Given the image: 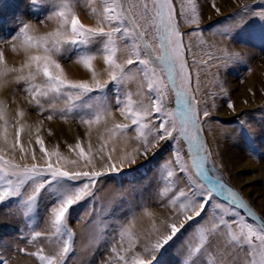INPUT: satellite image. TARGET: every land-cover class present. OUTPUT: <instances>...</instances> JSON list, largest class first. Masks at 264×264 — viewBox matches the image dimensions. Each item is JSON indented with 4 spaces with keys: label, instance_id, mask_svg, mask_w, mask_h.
<instances>
[{
    "label": "snow or ice",
    "instance_id": "snow-or-ice-1",
    "mask_svg": "<svg viewBox=\"0 0 264 264\" xmlns=\"http://www.w3.org/2000/svg\"><path fill=\"white\" fill-rule=\"evenodd\" d=\"M211 6L220 11L214 3ZM243 12L241 22L226 25L218 33L230 43L237 42V33L252 19L264 22V0L246 5ZM93 13L95 24L86 25L77 14L76 0H28L6 37L0 21V45H10L13 52L22 51L25 57L18 69L10 68L0 47V88L10 82L18 86L24 82L27 102L41 113L47 111L45 103L54 106L57 100L66 99L70 103L59 110L60 117L78 118L89 129L85 133L89 138L86 146L79 139L68 146L71 155L63 154L59 146L46 148L39 126L35 137L39 155L31 148V139L25 147L21 142L26 127L23 110L16 113L14 142L9 144L5 132V146L10 147L13 156L0 148V205L16 202L30 221L43 208L49 228L48 232L33 230L25 238L30 244L40 245L30 255L38 264H74L75 233L69 225L77 206L85 202L94 205L97 185L104 178L115 179L113 174L123 173L126 167L134 170L138 159L148 160L156 155L154 150L171 144L172 158L161 166L164 186L154 198L170 207L173 215L158 227L153 224L141 250H136L141 244L139 236L128 227L113 224L119 241L115 242L113 236L111 254L104 264H264V215H258L218 172L212 174L216 165L203 138V125L210 112L207 106L200 107L208 101L197 96L203 95L202 69L211 73L218 85L220 72H227L241 54L225 46L219 49L221 55L208 52L206 59L194 57L189 64L190 39L204 31L195 0H188V5L185 0H104L102 8L93 9ZM24 16L37 20L45 16L55 21V27L39 33L35 25L24 21ZM184 24L196 27L185 31ZM98 57L106 65L108 79H101L97 73L94 62ZM69 58L86 70L85 78L68 77L61 61ZM193 67H197L195 79ZM10 73L15 74L14 81L8 79ZM173 99L175 106L169 107ZM113 105L125 122L116 121ZM228 107L235 110L230 101ZM5 112V103L0 101V120L7 125ZM56 114L46 118L51 120ZM102 124L99 146L94 147L91 129ZM241 128L254 154L257 134L245 129L243 123ZM262 132L264 129L259 135ZM120 143L123 147L118 148ZM17 149L19 160L14 156ZM138 207L143 210L146 206ZM117 212L126 214L124 208L116 207L106 219ZM143 214L153 215L146 210ZM53 240L56 248L46 252L43 242ZM99 241L106 242L107 234H100ZM177 247L182 250L174 257L172 250ZM0 264L10 261L0 254ZM81 264H94V259Z\"/></svg>",
    "mask_w": 264,
    "mask_h": 264
},
{
    "label": "rangeland",
    "instance_id": "rangeland-1",
    "mask_svg": "<svg viewBox=\"0 0 264 264\" xmlns=\"http://www.w3.org/2000/svg\"><path fill=\"white\" fill-rule=\"evenodd\" d=\"M57 2H59V0H57ZM103 2L104 0H76V11L81 21L86 25L95 24L96 16L93 13V9L99 11L103 6ZM195 2L198 11L202 14L201 27L204 28V31L199 35L191 37L190 43L192 53L187 56L189 64L192 63L194 57L197 59H206L207 57L205 54L208 52L219 56L221 55L219 49L224 48L225 46L229 48V51L241 54L240 59L235 63H232L227 72H220L218 81L219 86L213 81L211 73L203 69L200 72V88L201 93L203 94L201 96L199 93L200 98L202 101H208L207 105L202 102L203 104L201 103L200 107L204 108L207 106L210 112V117L207 123L203 125V138L206 142L207 148L212 154L211 159L216 165V171L212 174L218 172L226 184L237 191L258 213V215H264V132L259 135V130L264 129V22H261L259 19H252L250 23L237 33V42L230 43L227 38L218 34L220 29L224 26L235 25L241 22L242 17L245 15L243 12L244 7L246 5H256L258 0H195ZM27 3L28 0H0V21L3 22L5 37L7 36L8 29L15 27L16 18L24 13L25 5ZM213 3L220 9L219 12H216L211 6ZM185 4L188 5V0H185ZM33 11H38V9H33ZM23 19L27 23L32 24L35 22L39 24V33L50 31L55 27V21L47 20L45 16H41L40 20H37L34 16H24ZM49 24L50 26L46 28ZM205 25H211V27L205 28ZM187 26L189 29L191 25L186 24V28ZM195 27V25H192L190 28ZM185 41L188 43L186 37ZM0 47L4 48L5 53L6 51H12L10 45H0ZM19 57L25 59L24 56ZM120 59L122 60L123 56H121ZM72 62H74V58L61 61V63L65 65V67L64 65L62 66L69 78H71V76H73L72 73L75 72V67H73ZM105 66L104 63H101L98 66L95 65L97 73L101 79H104L107 75ZM193 68H191V71L193 78L195 79L197 67ZM26 71L27 70H25V72ZM215 71L216 69L213 68L212 72ZM37 82L39 83V80ZM16 86L19 90L14 93L18 98V100L16 99L18 103H15L17 104L15 109L24 111V108L28 106L25 111L30 108L28 110L29 113L37 114V116L32 115L27 118V122L22 120V122L26 123L28 127L26 129V137L21 133V142L25 147H29V140L31 139V146L39 152V146L35 144L37 126L40 127L39 135L44 139L45 146L49 150L59 146L60 151H65L67 154L71 155L68 146H74L78 139L84 142L85 146L87 145L89 139L85 135V133L89 131L87 126L80 123L78 118H72L69 116V118L65 120L58 114L60 109H64L68 106L70 103L69 101H66V99H59L55 102L54 106L45 103L44 107L47 111L41 113L38 108L24 102V100L27 99V93L24 91V82H20L19 86L17 84ZM134 87L135 86L132 85V88ZM193 88H195V83L193 84ZM221 88H223V91ZM209 93L215 97L214 100L209 98L207 95ZM95 95L96 94L93 93V96ZM20 97L21 99H19ZM229 101L234 104L235 110L228 107ZM9 102L10 101H7V104L5 105L9 109L13 108V103L11 105ZM92 102L95 103V100ZM213 103L215 104L214 108L212 107ZM23 104L26 105L22 106ZM174 106L173 99L169 104V107ZM240 107L243 109H241L239 113H236L237 109ZM112 110L117 122H125L119 112L116 111L114 105ZM53 112H56L57 114L53 116V119L48 120L46 117ZM5 119L8 120L6 131L11 132L10 137L14 140L16 131V126H14L16 120L15 114H12L9 119ZM242 123L245 129L248 131L254 129V132L257 134L256 145L258 148L254 154L250 151L248 141L242 134ZM109 126H111V121L109 122ZM229 128H232L234 132H231ZM103 130V124L100 126L93 125L91 129V142L94 147L99 146L100 141L98 140V134L102 133ZM207 131L210 132L209 135L212 142V150L208 141ZM29 132H31V137H29ZM218 132L224 137V139L217 135ZM238 139L241 141L243 140V143L238 142ZM229 141L231 142V145L233 144L236 148L237 153H232L234 156L230 157L233 159L226 158V164L229 167V172H226L224 171L225 169L215 160L213 155H223V152L228 148V146L224 147L223 145H226ZM221 143L223 145H220ZM109 147H111V145H109ZM117 147H123V144L120 143ZM0 148H4L6 152H11L10 147H6L5 144H2V147ZM154 151H156L154 157L150 156L148 160H144L143 158L138 159L140 162L137 163V166H133L134 170H130L126 167L123 173L113 174L115 179L104 178L103 182L97 185L94 205L90 206L85 202L83 205L77 206V211L73 214L69 225L75 233L74 246L76 249V255L74 257V264H81L82 261H87L89 259H94V264H104L108 256L111 254L110 250L114 242L113 236H115V242L119 241V236L115 234V230L112 227L113 224L123 225L128 228L131 224L134 226V236H137L135 229L138 228V225L136 224L142 218L146 219V223L148 222L152 226L153 224H156L157 226L160 221L163 222L164 219L173 215V210L170 209V207L162 206V204L154 198V194L158 190H162L164 186V173L161 166L164 165L167 160L172 158V145L165 144L162 149ZM184 151L186 152V148ZM15 155H18L17 160H19L18 149L16 150ZM249 158H252L255 164H252L249 161ZM28 162L31 163V160L29 159ZM188 162L190 165L191 161L189 160ZM208 167L211 168V165H208ZM231 177L246 182L243 186L246 194L237 186L235 181H231ZM138 205H145L146 207L142 210ZM116 207L124 208L126 214L117 212L112 219H106L112 212V209ZM256 207L258 209L261 208L263 213H261ZM153 208L165 209L167 212H161V214L156 212ZM144 210H151L150 212L155 215L153 214L151 217L145 216L143 214ZM0 213L5 215L2 222L7 220L5 228L3 229V227H0V234L3 232L16 233V226H19L24 232H27L23 233L20 231L26 237H30L33 230L42 232L49 231V228L45 229L46 227H44V225L48 226V224L46 222L43 208L40 210L39 216L31 221H27L28 218L23 216V208L16 202H5L0 205ZM9 216L12 218L11 220ZM90 217H92L91 222H89ZM132 217H134V222H132ZM18 218H23L22 227L20 226L21 221L17 222ZM249 219L251 222V218ZM2 222L0 221V223ZM150 228L153 227L147 226L144 229L142 228V231L141 228H139V232L141 231L139 235H144ZM129 229L132 230L131 226ZM189 231L191 232L192 230L190 229ZM103 233L107 234V241L98 242V236ZM79 234L85 237L83 243L79 241ZM5 239L7 241H5ZM11 240L12 238L9 237V235H4L0 238V254L6 256L9 259L10 264H25L27 261H25V263L22 261L23 258L26 257L30 258L33 264H38L35 257L30 255V253L36 251L37 247L40 246L38 243L29 244L30 248L25 250V252H21L18 249L20 244H16L17 247L15 248V246L12 245L13 243L15 244V242L12 241L11 243ZM21 241L24 243L25 240L23 239ZM21 241H18V243ZM125 242H127V240H125ZM48 243V241L43 242V247L44 245H48ZM50 243H52V246L54 247L49 251L52 252L56 248V243L54 240ZM6 247L7 253H4L3 250H5ZM181 250L182 249H179V247L177 250L173 249V256H177L178 252ZM9 251H11V253H9ZM18 256L21 259L20 261H18ZM172 264H175V262L173 261Z\"/></svg>",
    "mask_w": 264,
    "mask_h": 264
},
{
    "label": "bare ground",
    "instance_id": "bare-ground-1",
    "mask_svg": "<svg viewBox=\"0 0 264 264\" xmlns=\"http://www.w3.org/2000/svg\"><path fill=\"white\" fill-rule=\"evenodd\" d=\"M85 2H87V1H85ZM90 2H92V1H90ZM89 3V2H88ZM94 3H95V1H94ZM90 5V4H89ZM88 5V6H89ZM92 5V4H91ZM96 5V4H95ZM87 6V5H86ZM85 7V6H84ZM92 7V6H91ZM91 7H90V10H91ZM87 8V7H86ZM87 10H88V8H87ZM83 14V13H82ZM34 23V24H33ZM32 24L33 25H35L36 26V28L37 29H39V24H37V23H35V22H33ZM181 23L183 24V21H181ZM50 26V24L46 27V28H48ZM192 26V25H191ZM190 26V27H191ZM189 27V28H190ZM41 28V27H40ZM43 29V28H42ZM42 29H40V30H42ZM188 29V26H187V28H186V24H184L183 25V30H187ZM43 33V32H42ZM186 40H187V42H189V38L188 37H186ZM190 42H191V39H190ZM11 49V48H10ZM19 56H24V54H23V52L22 51H18V52H13V51H10V52H7L6 51V53H5V58H6V62H7V65H8V67H15V68H19L20 66H21V64H23V62H24V59H22V58H20ZM101 63H103V59H102V57H98V59L94 62V64L95 65H99V64H101ZM67 64V63H66ZM62 65H64L63 63H62ZM72 65H73V67H75V72L74 73H72L73 74V76H71V78L70 79H81V78H85L86 76H87V73H86V70H84L83 69V67L82 66H80V65H78V64H76L75 62H72ZM71 66V65H70ZM64 67H65V65H64ZM105 69H106V66H105ZM194 69V68H193ZM14 77H15V74L14 73H10L9 75H8V79L10 80V81H14ZM104 79H108V76L106 75L105 76V78ZM263 84V83H262ZM17 86H16V84L14 83V82H10L6 87H3V88H0V101H3L5 104H7V101H10L9 103H11V105H12V103H13V108H8L6 105H5V109H6V112H5V118H7V119H9L10 118V116L12 115V114H15V118L16 119H18V117L16 116V113L19 111V110H17V109H15V107H16V105L17 104H15L16 102H17V100H18V98H17V95H14V93L15 92H18V88H16ZM21 96V95H20ZM202 96V95H201ZM198 97L200 98V94L198 93ZM17 99V100H16ZM19 99H21V97L19 98ZM201 99V98H200ZM24 102L27 104L28 102H27V99H25L24 100ZM23 102V103H24ZM18 103V102H17ZM25 104V105H26ZM203 104V103H202ZM10 105V104H9ZM24 104L22 105V106H25ZM9 107H11V106H9ZM28 107V106H27ZM26 107V108H27ZM32 107V106H31ZM26 108H24L25 110H26ZM30 109V108H29ZM28 109V110H29ZM241 109H243L242 107H240V108H238L237 109V112L236 113H239L240 112V110ZM24 110V111H25ZM25 111V113H26V116L23 118V120H27V118H29V117H31L32 115H35L34 113H29V111ZM6 114H7V117H6ZM35 116H37V114L35 115ZM27 122V121H26ZM24 123V122H23ZM26 124V123H25ZM10 127V126H9ZM206 127V126H205ZM28 127H27V125H26V127H25V130L22 132V135L24 136V137H26L27 136V133H26V129H27ZM6 129H7V125H5V120H0V147H2V144H5V142H4V135H5V132L7 133V136H8V142H9V144H11L14 140H12L11 138L12 137H10V133L11 132H7L6 131ZM229 130L231 131V132H234V130L232 129V128H229ZM251 131L252 132H254V129H251ZM208 132V131H207ZM215 132H217V131H215ZM14 134V133H13ZM210 132H208L207 133V135H208V141H209V144H210V148H211V150H212V142H211V140H210ZM217 135L218 136H220L222 139H224V137L223 136H221V134L218 132L217 133ZM23 138V137H22ZM24 139V138H23ZM33 141V140H32ZM217 142H219V141H217ZM222 142H223V140H222ZM238 142H242L243 143V140L241 141L240 139H238ZM228 144V145H227ZM226 145H223L222 143L220 144V145H223L224 147L225 146H228V148H227V150L226 151H224L223 152V155H216V156H214L213 155V157L215 158V160L222 166V168H224L223 170L224 171H226V172H229V167H228V165L226 164V158H231L230 156H234V155H232V153H237V151H236V148L233 146V144L231 145V142L229 141L228 143H227ZM219 147V146H218ZM31 148H33V146H31ZM31 148L29 149V151H31ZM37 151V150H36ZM162 151V150H161ZM63 154H65V155H69V154H67V152H65V151H61ZM5 153H6V155L7 156H9V157H12L13 156V153H11L10 151L8 152H6L5 151ZM37 154L39 155V152L37 151ZM14 156H15V158L16 159H18V155H15L14 154ZM239 156V155H238ZM239 157H241V156H239ZM231 159H233V158H231ZM250 160V162L252 163V164H255L254 163V161H253V159L252 158H249ZM154 160V159H153ZM140 162V160H138L137 161V163H139ZM149 163V162H148ZM153 163V162H152ZM151 164V163H150ZM149 164V165H150ZM263 165V164H262ZM261 166V165H260ZM264 166V165H263ZM232 178V180L231 181H235L236 183H237V186L245 193V191H244V189H243V186L245 185V183L246 182H243V181H241V180H238V179H236V178H234V177H231ZM246 194V193H245ZM147 195V194H146ZM158 203V202H157ZM153 207V206H152ZM158 208V207H157ZM157 208H153L156 212H158V213H161V212H167V210H165V209H157ZM257 208V207H256ZM171 209V208H170ZM169 209V210H170ZM258 209V208H257ZM153 210V211H154ZM261 213H263L262 212V209L261 208H259L258 209ZM151 211V210H150ZM169 213H172V212H169ZM154 214V213H153ZM162 214V213H161ZM155 215V214H154ZM162 216V215H161ZM169 216V215H168ZM155 217V216H154ZM2 218H4V215L3 214H1L0 215V221H1V219ZM156 218V217H155ZM162 218H163V216H162ZM165 218H167V217H165ZM151 219V218H150ZM158 219H159V216H158ZM168 219V218H167ZM167 219H164V220H167ZM156 220V219H155ZM146 221V219L144 218H142L141 220H139V222L136 224V225H138V228L137 229H135V233H136V235L137 236H139L140 237V240H141V244L140 245H137V248H136V250H141V245L145 242V239H146V234L147 233H149V232H151L152 231V228H150L144 235H139V233L142 231V228L144 229L145 227H149V226H151V227H153L152 225H150L148 222L146 223L145 222ZM157 221H159V220H157ZM132 222H134V217H132ZM161 222L162 221H160L159 223H158V225H157V227L161 224ZM44 223V222H43ZM46 223V222H45ZM152 223V222H151ZM156 225V224H155ZM47 226V225H46ZM130 226H131V228H132V230L131 229H129L132 233H133V235H134V226L133 225H129V228H130ZM139 228H141V231L139 232ZM78 237H79V241H81V243H83V241L85 240V237H83L82 235H78ZM85 243V242H84ZM55 246V245H54ZM128 246V242H125L124 241V247H127ZM49 247H50V249H53L54 247L52 246V244L51 245H49ZM24 259V258H23ZM25 261H27V263H31V264H33L32 263V261L30 260V259H28V258H25Z\"/></svg>",
    "mask_w": 264,
    "mask_h": 264
},
{
    "label": "crops",
    "instance_id": "crops-1",
    "mask_svg": "<svg viewBox=\"0 0 264 264\" xmlns=\"http://www.w3.org/2000/svg\"><path fill=\"white\" fill-rule=\"evenodd\" d=\"M1 214H3V213H0V215ZM4 215V214H3ZM4 218H5V215H4ZM4 218H2L1 219V222L3 221V219ZM8 218V217H7ZM9 218H10V220L12 219L10 216H9ZM24 218V217H23ZM23 218H18L17 219V222L19 221H21V224H20V226L23 224ZM25 219V218H24ZM27 221H30L29 219H27ZM5 225H7V220L6 221H4V222H2V223H0V227H3V229L5 228ZM9 226H10V224H9ZM16 226V225H15ZM22 227V226H21ZM44 227H46L45 229H48V226H45L44 225ZM16 228V233H14V232H11V233H6V232H3V233H1L0 234V238H2L4 235H9V237H11L12 238V240H11V243H12V241L13 242H15V244L13 243L12 245L13 246H15V248L17 247V245L16 244H20L19 246H18V249H25V250H27V249H29L30 247H29V244L30 243H28L27 242V240L25 239L26 238V236H24L21 232H23V233H27L26 231L24 232L23 230H22V228H19V226H16L15 227ZM21 231V232H20ZM19 232V233H18ZM25 240L24 241V243H23V241H21V240ZM5 241H7L6 239H5ZM18 241H21L20 243H18ZM45 242V241H44ZM49 242V241H48ZM3 243H4V240H3ZM6 243V242H5ZM6 244H8V243H6ZM52 243H48V245H44V247H45V251L46 252H49V251H51V249H50V247H49V245H51ZM11 245V244H10ZM9 245V246H10ZM11 245V246H12ZM178 248V247H177ZM177 248H174V250H177ZM180 249V248H179ZM3 252L4 253H7V247H6V249L5 250H3ZM9 253H11V251H9ZM18 258V261H20L21 259H20V257L18 256L17 257ZM27 258V257H26ZM28 259H30V258H28ZM23 263H25V258L23 259V261H22ZM33 263V262H32ZM25 264H28V263H25Z\"/></svg>",
    "mask_w": 264,
    "mask_h": 264
}]
</instances>
